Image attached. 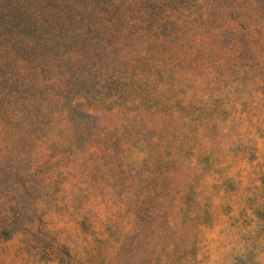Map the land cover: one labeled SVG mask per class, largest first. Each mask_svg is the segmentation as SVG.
Segmentation results:
<instances>
[{"label":"rangeland","instance_id":"obj_1","mask_svg":"<svg viewBox=\"0 0 264 264\" xmlns=\"http://www.w3.org/2000/svg\"><path fill=\"white\" fill-rule=\"evenodd\" d=\"M0 264H264V0H0Z\"/></svg>","mask_w":264,"mask_h":264}]
</instances>
